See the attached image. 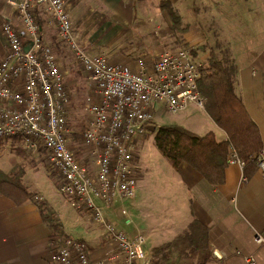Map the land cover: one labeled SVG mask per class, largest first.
Wrapping results in <instances>:
<instances>
[{
    "label": "built area",
    "instance_id": "obj_1",
    "mask_svg": "<svg viewBox=\"0 0 264 264\" xmlns=\"http://www.w3.org/2000/svg\"><path fill=\"white\" fill-rule=\"evenodd\" d=\"M7 5L13 12L1 23L6 46L0 53V140L20 136L25 149L35 155L44 152L51 179L71 207L89 213L94 227L117 244L114 255L92 262L84 241L58 233L50 241V264H150L144 236L136 232L131 238L113 218L116 208L127 216L125 205L136 198V143L153 134L157 108L178 115L194 105L205 112L198 87L205 62L195 59L192 49L173 52L162 46L152 54L151 70L142 64L134 72L83 49L63 0H7ZM41 6L92 89L94 101L85 108L88 120L77 150L72 146L75 131L68 124L72 106L67 74L37 22ZM233 162L242 165L236 154L229 159ZM256 163L264 177V150ZM254 241L256 253L236 252L245 264H259L258 255L264 258V232L256 233ZM211 264H228V257L215 250Z\"/></svg>",
    "mask_w": 264,
    "mask_h": 264
},
{
    "label": "crops",
    "instance_id": "obj_2",
    "mask_svg": "<svg viewBox=\"0 0 264 264\" xmlns=\"http://www.w3.org/2000/svg\"><path fill=\"white\" fill-rule=\"evenodd\" d=\"M208 1L210 3L206 0H64L83 49L91 56H105L134 72L139 71L142 64L151 70L152 54L164 42L160 31L163 20L146 10L139 11V6L152 11L158 5L157 10L161 11L163 3L169 2L179 12H195V6L211 12V5L217 4V11L222 12L218 17L219 49L212 47L211 51L220 61L236 68V94L259 128L264 144V0ZM12 12L7 0H0V53L6 46L1 23ZM99 13L107 15L101 17ZM38 14L43 22L45 40L55 45L59 61L72 60L69 48L57 39V30L50 24L46 7L41 6ZM186 21L184 24L188 25ZM174 39L172 37L171 40ZM65 72L66 78L71 77L69 72ZM66 82L71 91L70 81ZM90 93L87 102L92 99ZM206 120L205 134L213 132L219 142L225 141V133L207 113ZM19 156L21 161L26 160L24 154ZM0 162L2 171L8 173L12 170L10 161L1 159ZM139 162L135 160L138 172L136 198L128 203V209L125 207L127 216L116 208L113 222L131 238L136 232L144 236L149 255L152 249L172 242L193 219L209 228L213 250L228 257V264H242L240 262L243 261L236 256L238 251L256 253L255 235L264 232V177L258 171L246 179L242 165L230 163L225 172V184L213 187L188 164H183L178 170L172 167L161 183L159 179L150 178L146 169L142 174ZM26 178L27 175L23 178L24 184ZM49 180L53 182L49 183L50 189L40 191L42 187H39L42 197L38 194L55 212L63 232L86 243L92 262L114 255L117 244L113 237L96 229L89 213L74 210L68 197L65 196L66 201L55 198L54 189L57 191L58 188L55 181ZM163 203H167L166 212L163 211ZM53 234L35 204L17 207L8 198L0 197V264H50ZM257 258L264 264L262 256Z\"/></svg>",
    "mask_w": 264,
    "mask_h": 264
},
{
    "label": "trees",
    "instance_id": "obj_3",
    "mask_svg": "<svg viewBox=\"0 0 264 264\" xmlns=\"http://www.w3.org/2000/svg\"><path fill=\"white\" fill-rule=\"evenodd\" d=\"M162 8L171 23V31L180 38L187 35L190 27L184 24L181 13L169 2H164ZM37 22L43 27L39 17ZM193 57L197 58L195 51ZM235 69L210 51L198 81L200 95L206 100L205 112L225 133V141L219 142L213 132L201 136L176 124L155 126L152 134L159 153L175 170L188 164L213 187L225 184L226 168L234 154L243 166L244 177L250 179L258 171L256 157L264 150L260 130L236 94ZM82 127L86 130L85 126ZM13 139L14 143H25L20 136ZM1 144H4V140H0ZM24 150L27 156L38 157ZM25 172L26 168L21 163L8 173L0 168V197L8 198L17 207L35 204L43 222L54 231L53 235L64 233L55 212L45 201L37 198L39 194L25 186ZM214 251L209 240V228L193 219L189 227L172 242L152 249L150 264H211Z\"/></svg>",
    "mask_w": 264,
    "mask_h": 264
},
{
    "label": "rangeland",
    "instance_id": "obj_4",
    "mask_svg": "<svg viewBox=\"0 0 264 264\" xmlns=\"http://www.w3.org/2000/svg\"><path fill=\"white\" fill-rule=\"evenodd\" d=\"M215 1L217 3L218 0ZM206 2L210 3V1L208 0H206ZM158 7L159 6L157 5L155 9H153L152 11L150 9H146L141 6H139L137 9L139 11L146 10L157 19L163 20L162 21L163 26L160 31L161 34L163 35L164 42L159 44L160 47L161 46H164L166 48L168 47L173 52H178L179 50L185 48L192 49V51L193 52L195 51L197 55V58L195 57L194 58L198 60H202L204 62L206 61L207 56H209V52L212 50V47H214L216 50L219 49V45L217 43L219 40L218 17L219 15L222 14V12L217 11L216 9L217 4L211 5V12L206 11V9L205 11H202V8L197 6H195L196 7L195 12H190V11L186 12L182 10L180 13L184 21L187 20L186 22L190 27L189 33L182 38H180L178 35L174 34L173 31H171L172 28L170 26L171 24L168 17L162 10L158 11L157 10ZM38 12L39 9L37 10V14ZM103 14L107 15V13H99L101 17ZM147 16L149 17V15ZM6 19H4L3 22ZM172 37H175L174 41L171 40ZM59 64L64 68L65 71L69 72V74L71 75V77L66 78V81H70L71 83V91H72V92L70 91L72 107L69 112L68 124L70 129L75 131L76 135L72 140L73 142L72 146L77 150L80 146L79 138H78L79 134L85 131L82 126L86 127L87 125L88 112H86L85 108L88 107L89 102L92 100L90 98L89 101L87 102V96L91 91V86L88 78L85 77V75L82 73L81 70L77 69V67L73 63V59L70 60V58H68L66 61L60 59ZM91 96L92 93H90V97ZM160 124L180 125L188 130H192L193 132L202 135L206 133V125L208 124V122L206 120V113L204 111L199 110L194 105H191L185 112L178 115L167 114L160 107L158 110H156L154 125L160 126ZM9 141H11L12 143L9 144L8 143ZM23 147L24 144L23 145L22 144L19 145V143L14 144V139L4 141V144L0 145V160L3 159L4 161H10L13 166L12 169L18 163L24 164V167L26 168L25 176L27 175L25 184L27 185V188L30 191L34 190L38 194L39 193L38 190H40L39 187H42L40 191L47 190V188L50 189L49 183L51 184L52 181L49 180V178H51L52 176H50V173L48 171L49 162L45 153L42 152L41 154H38V157L36 156L34 157L30 155L27 156L26 153L24 152L25 147L24 148ZM137 151L138 154L136 155L135 160L140 161L139 168L142 174H144V169H146L149 173L150 178L159 179L160 182L163 183L162 180L165 181L166 178L168 177V172L172 171L171 169L172 166L170 165L169 161L166 158L162 157L161 154L159 153L155 145L153 135H149L144 139L138 141L136 143V152ZM20 154H24V156L26 155L25 161H21L22 158H20L19 156ZM32 158H36V159L32 160ZM0 165H2L1 162ZM28 166H33V167L27 169ZM57 191L54 189L55 198L66 201V197L63 194H61L59 191L58 192ZM41 197L39 196L37 198H41ZM128 203H126L125 205L126 209H128L127 207ZM154 207H156V204H154ZM162 208L163 211L166 212L167 203H163ZM130 217L133 218L131 215ZM240 263L245 264L243 262ZM259 264L262 263L259 262Z\"/></svg>",
    "mask_w": 264,
    "mask_h": 264
}]
</instances>
